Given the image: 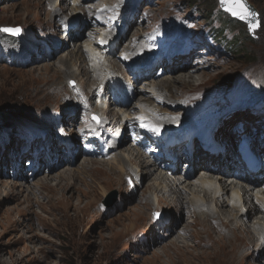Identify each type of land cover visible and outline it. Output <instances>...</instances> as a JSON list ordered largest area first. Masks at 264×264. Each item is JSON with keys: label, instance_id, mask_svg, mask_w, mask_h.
<instances>
[{"label": "rangeland", "instance_id": "374dc122", "mask_svg": "<svg viewBox=\"0 0 264 264\" xmlns=\"http://www.w3.org/2000/svg\"><path fill=\"white\" fill-rule=\"evenodd\" d=\"M112 1L116 4L108 8L118 15L123 11L119 7L126 8L123 14L128 19L126 28L116 40L118 45L107 56H102L97 45L103 34L101 27H91L89 31L88 26L85 30L81 24L68 37L61 39L60 20L79 23L83 14L74 2L91 8L92 12L87 14L91 17L98 5ZM126 1H129L128 6H125ZM248 1L259 15V27L252 33L245 22L221 11L217 0H0V29H20L23 34L20 44L24 49L22 57L15 59L12 65L0 59V130L10 134L8 138L0 134V264H264V242L255 237L257 244L262 243V251L261 246L242 247L255 236L243 229L251 219L245 218L244 224L243 221L240 223L243 228L238 225L239 229L222 219L226 229L223 224V227H216V222L209 220L208 216L194 218V207H187L183 213V209L171 202L172 197L155 185L152 177L144 179L146 171L134 164L126 141L118 146V149L125 147L124 155L128 160L125 170L129 175L126 177L105 167L108 163L117 164L114 156L117 150H113L109 157L77 155L70 164H59L55 166L56 170L44 171L43 175L29 176L27 170L28 159L32 158L29 150L34 146L37 152L46 150L57 162L59 156L56 152L65 155L61 147L56 146L59 134L67 131L77 141L71 126L76 124L77 118H83V107L79 104L82 103L89 112L88 119L93 115L104 118L108 111L111 122H123L122 116L120 121L118 114L113 115L115 111L111 110L106 99L98 98L97 91L104 80L100 82L101 75L95 74L94 69L99 67L100 58L106 57L107 67L104 68L109 66L110 75L122 81L129 80L119 57L122 53H135L128 52L131 48L127 50L125 47L139 40L141 35L147 41L142 45L147 54L156 49L157 45L150 43L152 40L165 46L172 35L179 38L182 47L184 44L189 46L191 56L184 63L196 68L194 72H201L202 77L188 82V86L174 84L170 93H166L179 105H186L189 99L204 108L198 114L184 115V120L204 124L200 117L209 122L239 100H264V0ZM217 27L227 30L224 34L226 39L230 36L229 46L240 43L234 49H240L242 53L211 51L205 39L209 29L212 31ZM77 31L84 34L76 37ZM6 35L0 31V40L5 41ZM216 38L223 42L222 37ZM90 43L94 45L88 47ZM79 46L84 47L86 75L82 73L84 68L80 67ZM200 49L208 55L203 57L207 61L196 65ZM62 56H69L67 66L70 70L68 74L57 75L64 71L59 61ZM167 76L171 77L169 71ZM85 79L94 81L87 85L82 83ZM140 89L142 93L136 96L140 101L137 103L149 110L155 109L152 112L162 110L159 112L162 119H173L183 110L163 112V108L171 106L172 102L157 105L154 100L156 96L161 100V93L157 94L149 87L148 92ZM90 96H93L92 102L83 99ZM93 104L97 107L106 105L96 111ZM131 106L135 105L127 106L126 110L130 109L133 115ZM258 112L262 116L237 118L245 126L244 133L250 124L252 131L261 129L264 132V125L260 124V119L264 122V110ZM57 120L62 123L54 124ZM48 122H51L49 135H45L44 125ZM115 127L119 137L125 136L122 126ZM259 132L255 131L257 138ZM139 160L148 162L143 156H139ZM84 161L103 162L104 165H96L93 172L84 171L81 170ZM47 162H53V159L48 156ZM15 166L26 173V179L20 178V170L16 171L18 178L14 175L11 168ZM116 168H119L118 164ZM195 170L192 169L185 180L199 178L201 171ZM214 170L218 172V169ZM162 172L168 177L176 176L175 173L169 174L170 170ZM61 173L69 174L64 178L72 188L65 193L53 187L61 182ZM185 195L191 198L189 194ZM148 197L154 202L152 207L145 206ZM164 199L169 201L164 202ZM221 212V218L228 217ZM228 231L229 234L223 236Z\"/></svg>", "mask_w": 264, "mask_h": 264}, {"label": "bare ground", "instance_id": "6f19581e", "mask_svg": "<svg viewBox=\"0 0 264 264\" xmlns=\"http://www.w3.org/2000/svg\"><path fill=\"white\" fill-rule=\"evenodd\" d=\"M74 4L79 9H81L80 12L81 13L83 12V14L80 13L81 19H80L79 23L78 22L76 23L74 21L71 23L67 22V24L78 25L79 27L81 26V24H83V26H81V27H84V29L87 30V26H88V30L90 31V28L93 27L91 22H94V19L92 20L91 17H87V14L92 12V9L91 8L87 9V7H81L80 5L78 6L77 2H74ZM82 18L86 19V20H83ZM95 22H96V20H95ZM94 27H96V26H94ZM79 33H80L79 31H77L75 33L76 37L78 35L84 34V33H82V34H79ZM65 37L66 36H63L61 39H65ZM137 42H138V40H135V41L129 43L128 45H126L125 49L128 50L129 48H132V47L135 48L137 46L136 45ZM111 43H112V41H111ZM93 45H94V43H92V44L90 43L87 46L90 47ZM97 45H98V43H97ZM83 48L84 47L79 46L78 52L80 53V55L82 57V63L80 65V67L84 68L82 73H83V75H86L85 66L87 65V62H85V59L83 58L84 57L83 56L84 55L83 54ZM144 52H145V50H144ZM104 56H107V54L105 53ZM134 57H136V56H134ZM68 60H69V56L60 57V59H59L60 65L63 66L64 71L62 70V73L59 72L57 75H60L63 73L68 74V70H70V67L68 68V66H67ZM100 61H102L101 64H100ZM175 61H176L175 66L167 67V71H169V75L171 77H168V76L165 77L167 73L163 72V73H161V76L159 75L157 78L152 79L151 81L149 80V84L147 86V88L149 87L155 93H157V94L161 93L160 95H162V96H160V98L163 101L162 102L163 104L161 103L162 105H166L164 102H167V101H168L167 103H169V101L172 102L171 106L174 108H172L171 106H166L163 108V112L168 111V112L176 113L175 111L180 109V105L178 103H175L174 99L170 100L171 95L169 97H167L168 95H166V93H168L170 91L169 89L172 88L174 84H176V85L185 84L188 86V84H189L188 82H191L192 80L198 81L202 77V73L196 72V71L194 72V70H196V68H194L190 64H186V62L185 63L179 62L178 59H175ZM106 62H107L106 57L105 58L101 57L100 60L98 61L99 67L94 69L95 74H97L99 76L101 75L100 76V78H101L100 82L102 80H107V79H109V77L112 76V75H109L110 74V71H108L109 66L107 69L104 68V67H107V66H105ZM178 63L181 64V66H177ZM110 64H111V62H110ZM190 72H192V73H190ZM78 73H80L79 68H78ZM114 77H113L114 82L120 84L121 80L118 79L117 76H114ZM125 77H126V79L130 78L131 82H132V77H130L129 75L128 76L126 75ZM85 80H83L82 83H85L87 85H89L90 83H93V81H94L93 79L92 80L89 79L86 81ZM106 86H107V84H106ZM140 93H142L140 89L135 90V93H133L131 95V99L135 100V102H132L131 104L136 105L138 107H141L143 109V111H145V109H147V108H145L143 104L137 103L140 101L138 100V98H136V96ZM146 98H148V97H146ZM92 100H93V96H90L87 99V102H92ZM105 105L106 104L102 105L103 108L105 107ZM109 106L111 107V110L115 111L113 113L114 116L117 114L120 116V121H121V116H122L123 122L116 123L114 120L112 121L114 126L117 125V126L124 127V124H126L130 120H132L133 116L130 113V109L126 110V108L122 107V106H118L115 108H113L112 105H109ZM136 106H134V107L131 106L132 110H135ZM93 107L96 111L102 109L101 107H97L96 104H93ZM108 109H110V108L108 107L107 110ZM159 111L161 112L162 110H159ZM156 112L158 113V111H156ZM105 116L107 118H109V120H111L110 114L108 113V111L105 114ZM159 117H161V115ZM70 119H71V117H70ZM160 120H161V123H164V124L166 122L172 121V120L166 119V118L162 119V117L160 118ZM261 121H262V119H260V124H263ZM53 123L54 124H58V123L60 124V123H62V121L57 120ZM183 124H185V123H183ZM50 125H51V122H48L46 125H44L43 131L45 132V135L47 133L49 135L48 128ZM183 126L188 127L190 125L187 123ZM183 126H181V127H183ZM247 127H249V129H247V130L250 131V126L247 125ZM260 128H261V126H260ZM229 129L230 128L226 129L224 127L223 130H221L220 133L217 135L218 139H219V137L223 138L221 140V144H223V152L220 155H218L216 158L210 157V156H202L201 154H198L199 152L198 153L194 152L193 156L189 157V162L191 163L192 168L196 169L195 172L201 171L200 177L195 179V180H191V179L185 180V178L188 177V175H190V174H188V173L181 174V172H180L181 169H178V167H176L174 169L175 171L173 172L176 174V176H173V177L165 176V174L162 172L161 169H159V167L157 165L150 163V162H143L142 160H139V156L141 157L142 155L140 153H135L134 148H130L128 152L134 157V160H133L134 164H136L137 167L141 168L142 170L146 171L144 179H150L152 177V179L156 183L155 185L157 187L159 186L158 188H160L164 192V194L172 197L171 202H173L174 206H177V208L179 206L181 209H183V213L184 212L186 213L185 210L187 209V207H189V206L194 207L193 208L194 210L192 212L194 218L197 217L198 215H200V216L204 215V217L208 216L210 218L209 220H214L216 222V227H218V226L223 227L224 226L226 229H228V228L226 227V223L224 224V222H222L223 221L222 219H224L225 222H227V223L231 222V225L233 227L235 226L236 228L238 227V225H240L242 227V224H240V223L243 221L242 223L244 224L245 218H247L249 220L251 219L249 224L246 225L247 226L246 228H248V229L243 228V227L242 228L246 231L254 233L255 236H252L253 238L250 242L247 241L248 244L243 243L244 245L242 247L244 248L245 246H253V247L261 246L262 243L264 242V194L262 192H260L259 187L248 182L249 178L247 176H244L243 178L241 177V175H243V172L240 169L241 166L238 164V162L235 161V156H237V155L235 153V147L233 146V142H232V140H233L232 138L236 137L237 132L234 131L235 134H233ZM262 130H264V128ZM255 131L256 132L260 131L261 133H264L263 131H261V129L255 130ZM72 132H73V130H72ZM222 133H223V137L221 136ZM250 137H251L254 144L257 143L256 142V136L252 135V132L250 133ZM72 141H74L73 135L71 137V142ZM125 141H127L126 136L121 138V142H119V145H121ZM72 144L74 146H76L78 144V142L74 141V142H72ZM123 148H125V147H122V148L119 147V149L117 147V149H115V150H117V153H116V151H114L115 152V154H114L115 161H117L119 168L117 169L116 168L117 164H113V163L105 164V167H108L109 170H111L113 173H115L117 175H119V173H120L126 177V176H129L125 170L126 166L128 165V160L126 159V157L124 155V149ZM70 151H71V157L70 158H68L64 154L61 155V154H59V152H56V153H58L57 156H59L57 159V162L54 161L55 157L53 156V158H51L52 155H49V153H45V154H39L38 153L37 163L39 165L38 166L39 168H37L38 170L36 169L33 174L34 175H37V174L43 175L42 173L44 171H52L54 169L56 170L57 167H55V166H57L59 164L60 165L61 164L66 165L68 163L70 164V162L73 161V155H74L73 149H70ZM48 156L50 157L51 160L53 159V162H49V163L47 162ZM143 158H144V156H143ZM144 160H146V159L144 158ZM149 163H150V165H149ZM81 165H83L81 167V170H84V171L91 170L93 172L95 170L93 167H95L96 165L102 166V165H104V163L103 162H96V161L95 162L84 161L83 163H81ZM42 166H44V170L42 169ZM114 166H116V167H114ZM211 167H213V170L211 169ZM11 169L14 170V172H16L17 170H20L19 176L21 179L27 178L26 173H24L23 170L17 168L16 166L14 168L12 167ZM156 169L161 170V171L157 173V172H155ZM214 169H218V172H216ZM236 170L238 172V175L235 177L233 175V173ZM71 171H73V170H71ZM121 171H123V173H121ZM168 171L169 170H167V172ZM167 172H165V173H167ZM68 173H61L60 174L61 182L56 184V185H53V187H55L59 191H64V193L67 190L70 191L72 189L71 185L68 183V180L66 178H64L66 176H69ZM30 175H32V174H29V176ZM45 177H48V176H45ZM45 177H43V178H45ZM55 177H57V176H55ZM70 178H71V176H70ZM72 179H73V177H72ZM150 182H152V180ZM52 183H54V182H52ZM55 183H56V181H55ZM87 188H88V185H87ZM151 192H154V191H151ZM186 193L189 194L191 198H188L185 195ZM199 194H202V195L200 196ZM165 201L167 202V201H169V199H164V202ZM152 202L153 201L151 200V198L148 197L146 202H145V206L146 207H152V204L154 203V202L153 203ZM156 204L158 206V203H156ZM221 211L226 213V215L228 217L223 216V218H221L220 215H223ZM187 214H188V212H187ZM218 216H220V218ZM222 224H223V226H222ZM237 229H239V228H237ZM228 234H229V231L226 232L225 234H223V236H227ZM255 237H257L258 241L262 242L261 245L257 244V240ZM244 238L248 239L247 236H244ZM250 239L251 238H249L248 240H250ZM231 246H232V244H231ZM261 251H262V246H261Z\"/></svg>", "mask_w": 264, "mask_h": 264}, {"label": "snow or ice", "instance_id": "6c2138e0", "mask_svg": "<svg viewBox=\"0 0 264 264\" xmlns=\"http://www.w3.org/2000/svg\"><path fill=\"white\" fill-rule=\"evenodd\" d=\"M221 5L225 7L226 11H229L231 15L240 18L241 20H250L255 16V13L251 12L244 3V0H221ZM259 27L258 23H249V30L252 31ZM0 31L8 32L13 35H18L20 29H0ZM152 131L158 132V129H152ZM157 214H154V216Z\"/></svg>", "mask_w": 264, "mask_h": 264}, {"label": "water", "instance_id": "95a60500", "mask_svg": "<svg viewBox=\"0 0 264 264\" xmlns=\"http://www.w3.org/2000/svg\"><path fill=\"white\" fill-rule=\"evenodd\" d=\"M218 3H219L220 8L223 11L227 12L231 17H233V18H235V19H237L239 21L241 20L240 18L231 15V13L229 11H226L225 10V7L221 5V0H218ZM244 3H245V5L247 6V8L251 12L255 13V16L253 18H251L250 20H241V21L245 22L248 25V30H249V23H258L259 24V15H258L257 10H255L254 6L251 3H249L248 0H244ZM257 28H255L254 30H256ZM254 30H252V31L249 30V32L252 33Z\"/></svg>", "mask_w": 264, "mask_h": 264}, {"label": "trees", "instance_id": "16d2710c", "mask_svg": "<svg viewBox=\"0 0 264 264\" xmlns=\"http://www.w3.org/2000/svg\"><path fill=\"white\" fill-rule=\"evenodd\" d=\"M191 4H192V3H191ZM211 14H212V13H210V16H211ZM223 29H225V28H221V29L218 31V32H219V36H218V37H223V36H222V34H223V33H222ZM238 45H240L239 42H237L236 44L230 45V46L228 45V47H229L230 50H235L237 54H240V53H242V50H240V49H234V47H236V46H238Z\"/></svg>", "mask_w": 264, "mask_h": 264}]
</instances>
